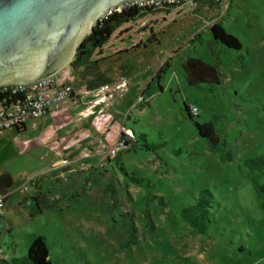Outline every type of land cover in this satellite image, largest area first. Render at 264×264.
<instances>
[{"label": "rangeland", "instance_id": "obj_1", "mask_svg": "<svg viewBox=\"0 0 264 264\" xmlns=\"http://www.w3.org/2000/svg\"><path fill=\"white\" fill-rule=\"evenodd\" d=\"M172 12L116 29L102 53H92L94 68L78 67L76 50L59 71L80 85L100 72L119 86L93 115L78 121L86 105L64 104L28 121L23 133H0V173L20 185L0 214L7 261L41 235L51 264H264V194L244 165L264 156V0ZM214 22L240 50L213 41ZM188 57L215 66L220 83L188 86L181 67ZM195 122L213 124L221 150L210 148ZM89 124L91 135L82 137ZM257 181L264 186V173ZM36 182L40 207H48L35 214L23 199L36 194ZM202 190L213 201L199 233L180 213Z\"/></svg>", "mask_w": 264, "mask_h": 264}, {"label": "water", "instance_id": "obj_2", "mask_svg": "<svg viewBox=\"0 0 264 264\" xmlns=\"http://www.w3.org/2000/svg\"><path fill=\"white\" fill-rule=\"evenodd\" d=\"M129 1L144 0H0V86L55 75L93 27Z\"/></svg>", "mask_w": 264, "mask_h": 264}, {"label": "trees", "instance_id": "obj_3", "mask_svg": "<svg viewBox=\"0 0 264 264\" xmlns=\"http://www.w3.org/2000/svg\"><path fill=\"white\" fill-rule=\"evenodd\" d=\"M196 6H208L211 8L214 4L218 3V0H193ZM183 5H161L158 8L154 6L146 7H130L124 8L122 10L113 11L108 14L104 19L100 20L90 35L85 38L79 45L76 54V61L79 62V66L90 64L89 68H94L99 62L98 60H91L92 53H102L103 46L109 41L112 34L125 23H130L137 18H142L147 14H154L156 12H162L166 14L171 13L173 10L181 7ZM210 34L214 42L220 43L223 47L230 50H240L241 44L239 41L231 34L227 33L222 24L214 22L210 27ZM75 61V63H76ZM72 64V66L75 65ZM168 63H165L167 66ZM181 67L184 71L186 83L188 86H196L199 84H219L220 76L215 66L204 62L200 58L188 57L182 63ZM70 71H62L53 76L56 83L68 84L74 90V97H79L83 92L93 91L104 84H109L111 82L110 78L105 76L100 72L95 74H90L91 80L84 82L80 85L79 82H74V77L69 73ZM76 84V85H75ZM79 84V85H78ZM185 112L190 120L193 116L190 114L191 109L185 107ZM198 135L205 139L212 150H221L220 139L217 135L212 123H194ZM26 126H21L17 129L18 133H23ZM124 136V134H122ZM126 137V136H125ZM124 146L128 145V141H123ZM226 160L230 158L229 154L224 157ZM247 168L250 181L257 191L258 194H264V186L258 184L257 178L261 173H264V156H258L253 159H248L244 162ZM258 173L259 175H254ZM13 188V179L9 174L0 175V197H2L3 202L6 204L10 199L11 191ZM24 203L29 202L36 208V213H40L44 207H48L47 204H42L44 207H40V202L43 201L42 193L37 194L35 197L24 198ZM213 201L212 193L209 190H202L198 198L194 201L192 205L181 210L180 216L182 220L187 223L193 231L202 233L205 229V223L208 221V208L211 207ZM4 257H7L4 249ZM6 264H51L49 260V252L47 247V241L43 236H37L33 239L32 243L29 245L24 256L19 258H12L11 262L6 261Z\"/></svg>", "mask_w": 264, "mask_h": 264}, {"label": "built area", "instance_id": "obj_4", "mask_svg": "<svg viewBox=\"0 0 264 264\" xmlns=\"http://www.w3.org/2000/svg\"><path fill=\"white\" fill-rule=\"evenodd\" d=\"M189 4L193 9L195 3L193 0H144V1H129L112 9L113 11L130 8L133 6L142 8L146 6H154L155 8L161 5H176ZM219 5H222V0H218ZM54 75H50L32 82L23 84H12L0 86V133L6 130H17L21 126H26L30 120H35L47 114L51 109L61 107L66 103L85 104L86 108L77 117L78 121L93 115L92 110L97 105L104 103L107 98L112 96L114 90L113 84H104L93 91L83 92L79 97H74V90L68 84L56 83L53 79ZM122 85V84H121ZM123 86V85H122ZM111 87V88H110ZM91 96L92 101L87 102V98ZM193 110L195 108L193 107ZM192 111V110H191ZM85 113V114H84ZM123 142L117 141L116 149L122 146ZM124 146V144H123ZM113 154L115 150L111 151ZM31 182V180H29ZM5 206V203L0 197V214ZM7 258L4 257V248L0 246V264H6Z\"/></svg>", "mask_w": 264, "mask_h": 264}, {"label": "crops", "instance_id": "obj_5", "mask_svg": "<svg viewBox=\"0 0 264 264\" xmlns=\"http://www.w3.org/2000/svg\"><path fill=\"white\" fill-rule=\"evenodd\" d=\"M219 5V4H218ZM208 7V6H207ZM209 8V7H208ZM180 10V9H182V6L181 7H179V8H177L176 10ZM172 13H174V12H172ZM113 84V83H112ZM71 105H75V107H77V106H79L78 104L76 105V104H71V103H68V104H65L64 106H65V109H70V108H72L71 107ZM84 105H81L80 107H82L80 110H78L77 111V113L78 112H80V111H82L83 109H84V107H83ZM77 113L75 114V117H76V115H77ZM48 114V113H47ZM46 115V114H45ZM74 117V118H75ZM74 121H75V119L72 121L73 123H74ZM64 126L63 127H66V123H64L63 124ZM73 125V127L75 126V124H72ZM86 125H88V123H86ZM86 125L84 126L85 127V129H83L82 131H81V136L82 137H87V135H91V131H90V129H91V124H89V127H86ZM93 130V129H92ZM25 131H26V128H25ZM24 131V132H25ZM94 131V130H93ZM18 133V132H17ZM69 133H70V131H68V133H67V135H69ZM68 137V136H67ZM66 137V138H67ZM65 138V140H64V143H65V146H64V148L65 149H69L70 148V140H69V142L67 141V139ZM73 143V142H72ZM41 169V168H40ZM40 169H37V170H34L35 172H37V174L36 175H39V176H44L45 174H46V172H47V170H41V172H39L38 173V171L40 170ZM21 172V171H20ZM19 172V173H20ZM1 174H8V173H0V175ZM10 175V174H9ZM11 176V175H10ZM12 177V176H11ZM12 179H13V177H12ZM20 179H21V177H20ZM28 180H30V179H28ZM28 180H26V179H23V181H22V184L21 185H23L24 184V181H28ZM30 183H33V180L31 179V182ZM17 185V184H16ZM15 186V181H14V179H13V188H12V191L14 190V188H16V187H19L20 185L18 184V186H16V187H14ZM32 188L33 189H35V191H36V194L34 195V196H32V195H26L25 197L26 198H28V197H35V196H37V194H40L41 192H38L39 191V186H38V182H36V184L33 186L32 185ZM12 191H11V195H10V198H12V196L14 197L15 196V194H12ZM24 197V198H25ZM23 199V198H22ZM24 200V199H23Z\"/></svg>", "mask_w": 264, "mask_h": 264}]
</instances>
